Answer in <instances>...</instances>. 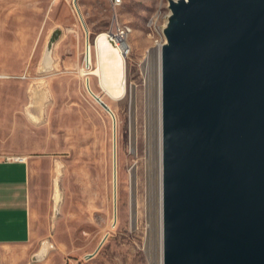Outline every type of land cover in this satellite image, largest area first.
<instances>
[{"label": "rangeland", "instance_id": "obj_1", "mask_svg": "<svg viewBox=\"0 0 264 264\" xmlns=\"http://www.w3.org/2000/svg\"><path fill=\"white\" fill-rule=\"evenodd\" d=\"M77 9L65 0H0L8 150L33 156L32 240L0 247V264H155L157 243L149 234L157 206L152 52L163 40L169 2L125 0L113 6L108 0H79ZM117 25L132 32L124 56L125 94L113 98L93 75L88 90L82 68L88 34L94 46L98 34ZM50 43L53 65L46 70ZM44 242L50 249L38 258Z\"/></svg>", "mask_w": 264, "mask_h": 264}, {"label": "water", "instance_id": "obj_2", "mask_svg": "<svg viewBox=\"0 0 264 264\" xmlns=\"http://www.w3.org/2000/svg\"><path fill=\"white\" fill-rule=\"evenodd\" d=\"M168 2L164 264H264V0Z\"/></svg>", "mask_w": 264, "mask_h": 264}, {"label": "bare ground", "instance_id": "obj_3", "mask_svg": "<svg viewBox=\"0 0 264 264\" xmlns=\"http://www.w3.org/2000/svg\"><path fill=\"white\" fill-rule=\"evenodd\" d=\"M131 32H132L131 27L123 26V38L126 43L128 41V37ZM107 35H108L107 32H102L101 36L97 40L96 47L95 45L93 46L91 44L90 58L87 56V60L89 59L92 62L94 61L95 49H97L98 59H100L101 63H99L96 67H94L88 74H91L95 77H99L102 88L111 97L120 98L124 96L125 94V84H124V75H125L124 59L125 57L121 54V51L119 50V48L115 49V48L106 46ZM162 35H163V40L158 41L157 47L152 52V56H155V59H156V65H155L156 66V95H157V110H158L157 111L158 112L157 113L158 114L157 115L158 116L157 200H156L157 206H156V212L152 214L150 217L151 226H150L149 234L151 238L153 237L157 243V259H156L155 264H164V256H163L164 253H163L162 74H161L162 73L161 72V54H162L163 45L161 46L159 45V43H165L166 38H165L164 32H162ZM43 64L46 70L52 69V65H53L52 53L50 50H48V48L44 53ZM82 72H83V75L86 74V70L82 69ZM115 176H116V181H117V177H118L117 172ZM115 212H116V217H115V222H116L117 220H119V212L117 210ZM49 249H50V243L44 242L40 253L37 254L36 256L38 258L44 257V255Z\"/></svg>", "mask_w": 264, "mask_h": 264}, {"label": "crops", "instance_id": "obj_4", "mask_svg": "<svg viewBox=\"0 0 264 264\" xmlns=\"http://www.w3.org/2000/svg\"><path fill=\"white\" fill-rule=\"evenodd\" d=\"M6 101L0 89V247L26 245L32 240L30 208L33 156L15 155V152L8 150ZM15 156H21L22 159L17 160Z\"/></svg>", "mask_w": 264, "mask_h": 264}, {"label": "built area", "instance_id": "obj_5", "mask_svg": "<svg viewBox=\"0 0 264 264\" xmlns=\"http://www.w3.org/2000/svg\"><path fill=\"white\" fill-rule=\"evenodd\" d=\"M56 1V0H55ZM66 2H68L71 6L73 10H76L78 12L77 9V4L79 2V0H65ZM111 2V4L113 6H121L125 0H108ZM152 23V20L150 21V25ZM123 26L124 25H117L114 29H111L110 31H108L107 33L110 36V39L114 42V44L116 45L117 48H119V50L121 51V54L123 56L128 55L130 53L131 48L129 47V45L124 41L123 38ZM95 45V42H94ZM159 45H164V43H159ZM96 47V45H95ZM90 49H91V44H90V40H89V34H88V40H87V47H85V62H84V66L82 69L86 70V74L85 76H87V80H86V87L87 89L91 88L90 86V76L91 74H88L94 67H96L98 65V61H97V53H96V49H95V59L92 62L91 60H87V56L90 58ZM17 160H21L22 157L21 156H15L14 157Z\"/></svg>", "mask_w": 264, "mask_h": 264}]
</instances>
